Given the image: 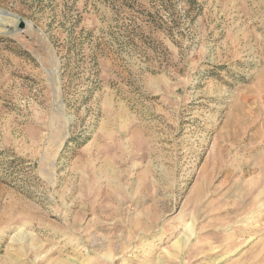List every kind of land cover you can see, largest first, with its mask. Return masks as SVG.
<instances>
[{"label":"rangeland","instance_id":"obj_1","mask_svg":"<svg viewBox=\"0 0 264 264\" xmlns=\"http://www.w3.org/2000/svg\"><path fill=\"white\" fill-rule=\"evenodd\" d=\"M0 264H264V0H0Z\"/></svg>","mask_w":264,"mask_h":264}]
</instances>
